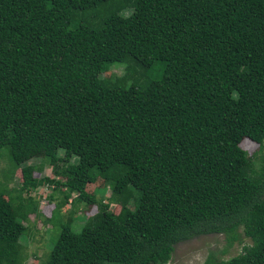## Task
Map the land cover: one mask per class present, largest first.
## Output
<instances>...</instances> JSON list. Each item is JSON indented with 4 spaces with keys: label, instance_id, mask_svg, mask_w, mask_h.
<instances>
[{
    "label": "trees",
    "instance_id": "trees-1",
    "mask_svg": "<svg viewBox=\"0 0 264 264\" xmlns=\"http://www.w3.org/2000/svg\"><path fill=\"white\" fill-rule=\"evenodd\" d=\"M243 139L264 142V0H0V149L59 178L0 186V264H22L19 194L43 184L97 211L42 264H167L238 229L250 245L215 264H264V158ZM97 179L117 214L85 194Z\"/></svg>",
    "mask_w": 264,
    "mask_h": 264
},
{
    "label": "rangeland",
    "instance_id": "rangeland-1",
    "mask_svg": "<svg viewBox=\"0 0 264 264\" xmlns=\"http://www.w3.org/2000/svg\"><path fill=\"white\" fill-rule=\"evenodd\" d=\"M128 69L122 67L111 68L104 74V78L110 76L127 75ZM239 147L246 152L253 160L254 168H258V157L264 158V142L261 146L243 139ZM24 166L38 167L33 173L34 179L49 178L59 180L54 177L51 167L42 162L41 157H34L21 163L18 169H14L9 159L7 148L0 149V186L1 189L11 191V196H15L20 189L22 181L20 168ZM84 192L100 199L102 203H107L109 210L113 214L119 211V205L113 200L107 185L97 179L91 184H86ZM20 198L23 204L35 206V213L28 212L25 220L21 221L24 231L19 238L22 264H42L50 248L51 239L55 237L60 224L70 221V225L79 229L86 221L96 213V207L84 205L83 203H73L74 195L64 201L58 189L51 184H43L35 190L25 193L20 191ZM3 200H7L6 193ZM132 209V207H129ZM238 241L227 246L221 235L199 236L184 242H179L173 247L170 260L167 264H203L210 259V263L228 260L236 256L243 246H249L248 239L242 237L241 230H237Z\"/></svg>",
    "mask_w": 264,
    "mask_h": 264
}]
</instances>
